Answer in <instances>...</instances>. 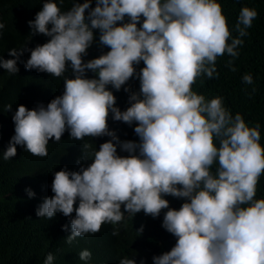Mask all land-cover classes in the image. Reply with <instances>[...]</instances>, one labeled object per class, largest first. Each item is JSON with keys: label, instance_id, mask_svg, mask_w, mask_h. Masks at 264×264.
I'll use <instances>...</instances> for the list:
<instances>
[{"label": "clouds", "instance_id": "1", "mask_svg": "<svg viewBox=\"0 0 264 264\" xmlns=\"http://www.w3.org/2000/svg\"><path fill=\"white\" fill-rule=\"evenodd\" d=\"M63 2L43 0L28 21L31 33L46 42L10 48L9 59L0 56V68L15 74L17 61L30 51L26 69L63 77V92L46 105H17L3 159L15 157L17 145L46 156L50 139L60 141L66 131L84 141L79 169L53 173V195L42 199L36 215L69 217L71 243L126 214L142 210L156 218L163 212L161 226L175 244L153 255V264H264V197H257L264 175L261 125L233 113L222 96L193 89L198 77L219 75L218 56L239 55L256 8L242 6L230 29L220 0H95L94 7L93 0H73L66 10ZM94 42L109 50L85 61ZM133 78L139 80L136 91L127 83ZM253 79L251 72L242 75L246 84ZM122 86L129 93L124 110L112 90ZM109 117L134 125L138 140H121ZM88 136L110 139L97 149L84 140ZM169 195L183 199L179 208L170 207ZM78 255L88 261L92 253L85 248ZM134 257L118 264H137ZM54 258L49 252L43 264Z\"/></svg>", "mask_w": 264, "mask_h": 264}, {"label": "trees", "instance_id": "2", "mask_svg": "<svg viewBox=\"0 0 264 264\" xmlns=\"http://www.w3.org/2000/svg\"><path fill=\"white\" fill-rule=\"evenodd\" d=\"M79 2L83 3V0ZM42 3L43 0H0V22L5 25L0 29V56L9 59L12 58L8 54L10 48L25 46L31 49L47 41L48 37L43 34H32L28 24L41 9ZM72 3L73 0H64L59 6L66 10ZM220 3L230 29L242 6L255 7L258 15L247 30L248 34L242 37L244 43L239 46V55L218 56L216 71L219 75L198 77L193 89L209 98L222 96L224 104L233 113L240 112L253 125L259 122L261 143L264 144V0H220ZM92 6H95V0ZM93 32L98 40V30L94 29ZM232 35L238 36L239 33L233 31ZM108 50L94 42L84 60ZM29 56L30 51H24L17 61L18 73H9L0 68V264H43L49 252L54 254L53 264H118L123 256H135L137 264L141 259L146 264H153V255L170 250L175 244V237L161 226L163 212L156 218L145 215L142 210L136 215L126 214L121 222L102 223L96 233L76 237L71 243L66 239L71 233L69 217L59 212L52 218L36 215V207L42 199L53 195V173L65 166L71 170L79 169L77 161L82 156L84 141L69 137L66 131L60 141L50 139L46 156L34 155L17 145V155L8 160L3 159L2 153L13 134L11 117L17 105L24 104L28 108L35 107L38 102L46 105L63 92V77L24 67L23 62ZM139 67H143V62ZM246 72L253 75L252 84L242 80ZM65 74L71 78L70 69ZM87 75L92 77L94 73L89 70ZM127 83L133 91L139 89L138 79H130ZM112 90L121 110L129 106V93L123 90V86L119 91ZM6 104L12 105L10 111L5 110ZM108 124L121 140H138L134 125L114 121L111 117ZM108 139L110 137L107 136L84 138L97 149ZM80 163L87 166L90 161L81 160ZM26 188H31L35 196L29 197ZM257 197H264V175L258 182ZM166 199L170 201V207L174 208H179L183 202L182 198L170 195ZM74 215L75 212L72 213ZM64 224H68L67 231L62 228ZM141 225L144 230L138 233L136 230ZM85 248L92 253L88 261L80 260L78 255Z\"/></svg>", "mask_w": 264, "mask_h": 264}]
</instances>
